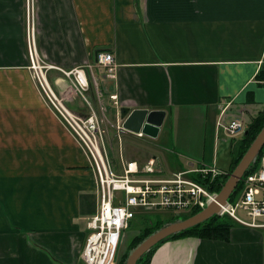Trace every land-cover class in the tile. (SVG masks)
I'll list each match as a JSON object with an SVG mask.
<instances>
[{
    "label": "crops",
    "instance_id": "crops-1",
    "mask_svg": "<svg viewBox=\"0 0 264 264\" xmlns=\"http://www.w3.org/2000/svg\"><path fill=\"white\" fill-rule=\"evenodd\" d=\"M30 3L39 53L56 66L49 79L67 105L88 113L63 70L111 52L114 74L96 65L88 95L96 105L98 90L116 114L120 146L148 144V159L136 161L154 158L170 177L200 162L228 170L218 150L228 143L232 154L239 137L217 134L223 106L247 124L264 108V0H0V264H85L96 176L30 69ZM121 107L166 110L158 136L119 130ZM150 264H264V230L237 224L226 241L169 240Z\"/></svg>",
    "mask_w": 264,
    "mask_h": 264
},
{
    "label": "built area",
    "instance_id": "built-area-1",
    "mask_svg": "<svg viewBox=\"0 0 264 264\" xmlns=\"http://www.w3.org/2000/svg\"><path fill=\"white\" fill-rule=\"evenodd\" d=\"M30 33V69L38 89L48 107L86 152L96 176L98 210L87 222L90 233L82 252V259L86 264H117V251L124 231L138 213L167 210L180 215L202 209L215 198L217 192L208 185L227 174L226 170L215 163L200 162L188 169L176 171L170 177H163L165 170L154 158L142 165L136 160L123 159V173H116L108 153L105 138L107 131L102 117L88 96L90 77L95 79L96 65L104 66L110 75L114 74V55L108 51H99L94 63L63 70L69 77L73 90L88 107V113L81 114L72 110L67 105L66 98L51 84L49 70L56 66L40 56L33 25ZM88 72H91L90 77ZM97 94L100 98L98 90ZM229 106L230 103L226 104L220 112L216 124L217 134L222 131L227 138H234L245 131L247 122L239 115L227 118ZM122 128V121L119 120L118 129ZM222 208L223 213L237 223L264 229V152L257 170L245 176L239 197Z\"/></svg>",
    "mask_w": 264,
    "mask_h": 264
},
{
    "label": "water",
    "instance_id": "water-1",
    "mask_svg": "<svg viewBox=\"0 0 264 264\" xmlns=\"http://www.w3.org/2000/svg\"><path fill=\"white\" fill-rule=\"evenodd\" d=\"M119 113L120 118L123 120V128L125 130L135 134L142 133L150 137L158 136L166 117V110L163 109L149 110L148 108H136L130 110L128 107H121ZM263 148L264 126L253 140L240 162L229 174L222 189L215 194V198L209 201L206 207L188 218H179L164 223L129 252L125 264H137L138 260L144 254L169 236L194 227L215 214L223 215L222 206H227L229 204L231 194L237 188L239 182L244 178L246 171L256 161Z\"/></svg>",
    "mask_w": 264,
    "mask_h": 264
},
{
    "label": "trees",
    "instance_id": "trees-1",
    "mask_svg": "<svg viewBox=\"0 0 264 264\" xmlns=\"http://www.w3.org/2000/svg\"><path fill=\"white\" fill-rule=\"evenodd\" d=\"M256 79L262 85H264V62L259 69L258 73L256 74ZM264 126V108L259 111V113L251 119V121L247 125V130L244 134H242L239 139L235 142L232 147V160L227 170L228 173L220 178H217L214 181V184H209L208 187L216 192H219L222 187L224 186L225 182L227 181L229 174L233 171L236 165L240 162L241 158L248 150L249 146L257 136V134L261 131L262 127ZM264 152L263 150L258 155L256 161L250 166V168L246 171L245 176L253 171H256L259 167L261 156ZM244 176V177H245ZM244 185V178L239 182L237 188L233 191L229 198V202L233 203L239 197L242 188ZM201 209H195L189 213L182 214L180 216H166L163 217L162 215L157 216L155 219L149 218L147 215L142 214L141 216L145 220V224L142 228H140L139 232L134 235L132 240L129 243L127 251L120 257H118L117 264H125L129 252L135 248L142 240H144L148 235L153 233L155 230L160 228L164 223L167 221H173L179 218H188L192 215L198 213ZM237 223L233 218L229 215H218L215 214L211 216L209 219L205 220L204 222L186 229L182 232L173 234L166 238L164 241L158 243L151 250H149L146 254H144L137 262V264H150L153 255L155 254L156 250L164 243L169 240H175L185 237H198L202 239H214V240H229L232 233V228L236 226Z\"/></svg>",
    "mask_w": 264,
    "mask_h": 264
},
{
    "label": "rangeland",
    "instance_id": "rangeland-1",
    "mask_svg": "<svg viewBox=\"0 0 264 264\" xmlns=\"http://www.w3.org/2000/svg\"><path fill=\"white\" fill-rule=\"evenodd\" d=\"M31 8H32V12H31L32 14H30V18H31L30 22L32 20V25H33V23L35 24L36 10L33 7V4L31 5V3H30V9ZM40 56L43 57L41 53H40ZM92 86L95 87L94 84H92ZM93 91H94V88H93ZM94 92H96V91H94ZM96 97H97V101H95V104H96L95 107L98 109L100 116L102 117V121L104 123V128L107 131L105 138L107 141L108 153H109L110 158L112 160V166H113L114 171L116 173H120V174L123 173V159L121 158V155H120V151L123 154V149H124V159L125 160L129 159V158L134 159V160H138L140 162L147 160L149 155H150V153L148 151H146V153H145L146 149H150V147H148V144H144L142 142L134 141L133 143L132 142L131 143L124 142V144L122 142V145L120 146L121 140L119 141L118 137L115 134L116 130H117V128H116V126H117L116 114L112 113L110 106L107 104V102H105L103 97H100V99L98 98V95H96ZM100 104L103 105V107H104L103 110L101 109ZM223 142H229V141H223ZM225 146H227V148H229L228 143H225ZM225 146H222L218 150L219 151V159H220L219 164L224 166V167H227L229 165V163H231L232 154H231V152L229 154H228V152L226 153L227 149ZM120 147H121V149H120ZM207 152H208V150H207ZM169 153L171 154L173 159L177 158V155L174 154V150H170ZM180 156H179L180 159H184ZM208 156H209V154L207 153V157ZM161 212H163L162 214H165V212L167 213L169 211L164 210ZM161 212H150V213H147L145 215H147L149 218L155 219L157 216H159L161 214ZM136 217L137 218H134L132 220V226L129 227L125 231V236H124L123 241L120 244L118 251H117V258L122 256L127 251L129 243L132 240V238L134 237V235L137 233L138 229L140 230V228H142L144 226V224L146 223L144 218L141 216V214H137ZM260 230H264V229H260ZM6 257H12V256L6 255Z\"/></svg>",
    "mask_w": 264,
    "mask_h": 264
}]
</instances>
